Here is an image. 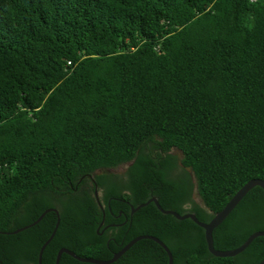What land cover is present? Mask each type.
<instances>
[{
  "label": "trees",
  "instance_id": "16d2710c",
  "mask_svg": "<svg viewBox=\"0 0 264 264\" xmlns=\"http://www.w3.org/2000/svg\"><path fill=\"white\" fill-rule=\"evenodd\" d=\"M251 178L264 180V0H0V264H36L53 212L3 232L49 207L58 224L40 264L60 247L107 259L137 235L172 264H257L264 236L216 257L199 226L152 202L122 232H95L94 185L107 221L154 196L205 222ZM255 230L258 186L212 229L213 247ZM166 263L145 238L109 264Z\"/></svg>",
  "mask_w": 264,
  "mask_h": 264
},
{
  "label": "water",
  "instance_id": "95a60500",
  "mask_svg": "<svg viewBox=\"0 0 264 264\" xmlns=\"http://www.w3.org/2000/svg\"><path fill=\"white\" fill-rule=\"evenodd\" d=\"M254 186H258L264 193V180H262L260 178H251V179L247 180L246 182H244L229 197L227 202L219 210L212 213L209 220H207L205 222L199 221L195 217V215L191 212H184L182 214H179V213H177L171 209L161 208L157 202V199L154 196L148 197L144 202L136 205L135 207H130V213L135 211L137 208H139V207H141V206H143L149 202H152L156 206V208L163 214H170L176 219L189 218L191 221H193L197 226H199L203 230V239H204L206 248L211 255L216 256V257H231V256H234V255L238 254L239 252H241L251 242V240L253 238H255L257 236H264V230H255V231L251 232L238 246L231 248V249H226V250H219V249H215L213 247L211 232H212V229L214 227H216L227 216V214L234 208V206L239 202V200ZM95 191H96V188L94 185V193H95ZM49 211H51L55 214V223H54V226H53L50 234L48 235V237L42 242V244L38 248L37 257H36V264H40V258H41L43 248L45 247V245L48 243V241L53 236L54 231L56 229V226L58 224V214H57L56 209H54L52 207L45 208L30 223L25 224L21 227H18L12 231L3 232L5 234L17 233L18 231H21V230L35 224L46 212H49ZM145 238L156 242L166 253V256H167V263L166 264H172V256H171L169 249L166 247V245L163 242H161L158 238H156L152 235H137V236L131 238L123 246H121L116 252H113L112 255L107 259H96V258H92V257L77 256L72 251H70L64 247H60L56 251L55 258H54V264H58V260H59L61 253H66L69 256H71L72 258H74L80 262H88V263H92V264H109V263L115 261L135 241H137L139 239H145ZM257 264H264V256Z\"/></svg>",
  "mask_w": 264,
  "mask_h": 264
},
{
  "label": "flooded vegetation",
  "instance_id": "af4514ba",
  "mask_svg": "<svg viewBox=\"0 0 264 264\" xmlns=\"http://www.w3.org/2000/svg\"><path fill=\"white\" fill-rule=\"evenodd\" d=\"M172 150L175 151V154L178 152V151L176 152L175 149H172ZM174 156L176 157V155H174ZM126 164L128 166V163H126ZM177 164L180 165L179 162ZM126 167H125V169H126ZM95 188H96V191L94 193V190H93V197H94V200L97 203L98 208H99L100 213H101L100 214V219L97 222L96 227H95V232L98 233V234H102L105 231H106L107 234H110L112 230H116V233H119L120 231L122 232L125 224L130 221V216L132 214V213H130V207H132V206H130L128 204V214H125L122 211V209H118V212L116 213V215L113 216V220L114 221H112V220L107 221V219H105L103 206H102V203H101L102 193H101L100 189H97L96 186H95ZM193 191H194V186H192V188H191L190 198L192 199L193 202L197 203L195 201V199L193 198V196H192L193 195ZM123 202H125V201H123ZM124 204L127 205V203H124ZM197 204H200V203H197ZM116 219H118V220H116ZM124 234H125V231H123L122 235H124ZM121 242H122V240L120 241V243ZM106 243H107V241H106Z\"/></svg>",
  "mask_w": 264,
  "mask_h": 264
},
{
  "label": "rangeland",
  "instance_id": "374dc122",
  "mask_svg": "<svg viewBox=\"0 0 264 264\" xmlns=\"http://www.w3.org/2000/svg\"><path fill=\"white\" fill-rule=\"evenodd\" d=\"M177 152V151H176ZM169 153H171V154H173V155H176V159H177V163L179 162L178 160H179V158H180V154H179V152H177L176 154H175V151H173V150H171V151H169ZM127 166V164L126 163H124V164H119V165H117V166H115V167H113V168H108V169H106V170H104V171H106V172H109V173H114V174H122L125 170V167ZM189 173H191L188 169H186ZM100 172H102V171H96V173H100ZM173 173H176V172H173ZM193 198L195 199V201L197 202V203H200L201 204V201H200V199H199V197L197 196V194H196V191H195V188H194V191H193Z\"/></svg>",
  "mask_w": 264,
  "mask_h": 264
},
{
  "label": "built area",
  "instance_id": "2783aa9c",
  "mask_svg": "<svg viewBox=\"0 0 264 264\" xmlns=\"http://www.w3.org/2000/svg\"><path fill=\"white\" fill-rule=\"evenodd\" d=\"M249 2H254V1H256V0H248Z\"/></svg>",
  "mask_w": 264,
  "mask_h": 264
}]
</instances>
